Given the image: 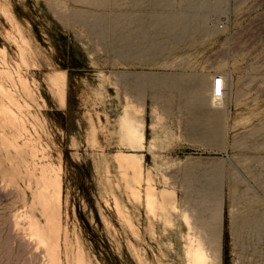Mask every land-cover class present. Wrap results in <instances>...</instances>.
Returning <instances> with one entry per match:
<instances>
[{
    "label": "rangeland",
    "instance_id": "rangeland-1",
    "mask_svg": "<svg viewBox=\"0 0 264 264\" xmlns=\"http://www.w3.org/2000/svg\"><path fill=\"white\" fill-rule=\"evenodd\" d=\"M195 11L201 22L178 21ZM0 51V264H187L180 210L153 215L122 151L221 264H264V0H0ZM215 72L229 76L218 109ZM199 80L201 95L186 86ZM31 222L54 235L55 260Z\"/></svg>",
    "mask_w": 264,
    "mask_h": 264
},
{
    "label": "bare ground",
    "instance_id": "bare-ground-1",
    "mask_svg": "<svg viewBox=\"0 0 264 264\" xmlns=\"http://www.w3.org/2000/svg\"><path fill=\"white\" fill-rule=\"evenodd\" d=\"M219 1L220 0H216V2H219ZM216 4L217 3H211L210 5L215 6ZM210 5L207 4L208 7H210ZM202 18H203V15L201 13H199L198 11H195L194 13L185 14V15H183V17H181V18L179 17L177 19L179 22L181 19H183V20L184 19H190L192 21H196L197 23H199V22H201V20H203ZM22 41L24 42V40H22ZM3 53L4 52H2V54ZM23 61H24V59H23ZM25 64H27V63H25ZM1 65H3V64H1ZM3 70H8V68H4V69H2V71ZM10 70L11 69H9V71ZM4 73H5V71H4ZM0 74H1V71H0ZM3 76H4V74H3ZM18 76H20V74ZM55 77H53V78L55 79ZM57 78L59 79L58 85L63 86L65 84V74L59 73ZM8 79L10 80V78H8ZM11 79H12V76H11ZM12 81H15V80H12ZM22 81H25V80L23 79ZM24 84H25V82H24ZM26 86L28 87L27 84H25V87ZM186 86H189L191 89H194V91H195L194 93H196V94L201 95L203 92V82L201 80L197 81V83H194L192 85H186ZM12 87H14V86L12 85ZM0 88L3 89V86L1 83H0ZM31 92H32V90H31ZM13 96H14V94H13ZM4 101H5V99H4ZM1 102H3V101H1ZM222 102H223V100L220 101L219 96H213L212 95L209 98V104L212 107H215L216 109L223 108ZM9 105H10V102H9ZM9 107L11 108V105ZM14 118L16 119V121L18 120L17 119L18 117L17 118L14 117ZM19 119L22 120V118H19ZM130 131L133 135H135L136 137L139 138L141 146L144 147L145 146L144 141L146 138L145 131L143 129H137L136 127H131ZM22 132H24V131L22 130ZM23 134H25V133H23ZM118 159H119L120 166L123 169L124 176L126 177L128 185L132 189V192L134 195L140 196V190L138 187H140V185L142 183H145V201H146L145 205H147V208L150 211H152L154 216H156L160 220H163L166 223H172L173 222L172 212L180 210L181 219H182V221L186 227V230L184 232L185 243L183 246L184 247L183 252H184V257L186 259L187 264H221L219 244L217 242H214V240H208V239L205 240L206 236H204V238H203V236H202L203 233H201L200 228H197L199 225L197 227L194 226L197 224V222L195 221L196 224H193L195 218L193 220L192 215L190 214L189 211H187V209L181 210L178 208L175 201L169 200L170 194L166 189L161 190L160 193L157 192V190L153 184L152 175H151L149 170L145 171L141 158L137 157L135 155V153H133V152L122 151V152H120ZM115 187H116V185H115ZM51 188H53V190H50ZM43 197L45 199L46 209L48 211L50 218L55 220L57 218V213L59 210L58 204H59V199H60V181L58 178H49L48 186L44 187ZM116 209H117V207H116ZM23 213H22V215H23ZM25 215H26V212H25ZM31 224L33 225L34 234H37L41 238V240H43L47 243V246H49V250L52 253L53 260H55L58 257V255H57V245L55 242L54 235H52L50 233H46L45 231H43L40 227H38V225L35 222H31ZM48 230H49V228H48ZM154 236H156V235H154ZM207 237H209V236H207ZM160 250H161V248H160ZM162 254H164V253H162ZM156 258H157V256H156Z\"/></svg>",
    "mask_w": 264,
    "mask_h": 264
},
{
    "label": "built area",
    "instance_id": "built-area-1",
    "mask_svg": "<svg viewBox=\"0 0 264 264\" xmlns=\"http://www.w3.org/2000/svg\"><path fill=\"white\" fill-rule=\"evenodd\" d=\"M211 96H219L220 101L224 100L225 94L229 89V76L222 72H215L212 76Z\"/></svg>",
    "mask_w": 264,
    "mask_h": 264
},
{
    "label": "crops",
    "instance_id": "crops-1",
    "mask_svg": "<svg viewBox=\"0 0 264 264\" xmlns=\"http://www.w3.org/2000/svg\"><path fill=\"white\" fill-rule=\"evenodd\" d=\"M212 80L213 79L211 77L207 78V85H208V88H209L210 91H212V88H213ZM145 135H146V133H145Z\"/></svg>",
    "mask_w": 264,
    "mask_h": 264
}]
</instances>
